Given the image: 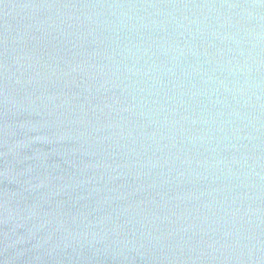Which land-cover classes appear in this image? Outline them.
<instances>
[{
	"label": "water",
	"instance_id": "water-1",
	"mask_svg": "<svg viewBox=\"0 0 264 264\" xmlns=\"http://www.w3.org/2000/svg\"><path fill=\"white\" fill-rule=\"evenodd\" d=\"M0 264H264V0H0Z\"/></svg>",
	"mask_w": 264,
	"mask_h": 264
}]
</instances>
